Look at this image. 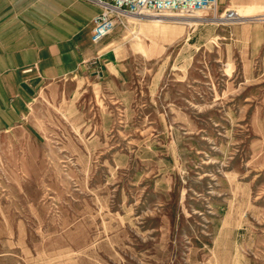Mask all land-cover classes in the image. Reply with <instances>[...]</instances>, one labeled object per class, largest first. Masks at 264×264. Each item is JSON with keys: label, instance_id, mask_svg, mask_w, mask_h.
Wrapping results in <instances>:
<instances>
[{"label": "rangeland", "instance_id": "374dc122", "mask_svg": "<svg viewBox=\"0 0 264 264\" xmlns=\"http://www.w3.org/2000/svg\"><path fill=\"white\" fill-rule=\"evenodd\" d=\"M198 14L166 41L126 17L124 78L0 136V264H264V20Z\"/></svg>", "mask_w": 264, "mask_h": 264}, {"label": "crops", "instance_id": "0c3cea01", "mask_svg": "<svg viewBox=\"0 0 264 264\" xmlns=\"http://www.w3.org/2000/svg\"><path fill=\"white\" fill-rule=\"evenodd\" d=\"M249 6L264 9V0H219ZM99 12L86 0H0V136L29 129L39 95L55 83L124 78L128 57L116 29L92 42Z\"/></svg>", "mask_w": 264, "mask_h": 264}, {"label": "built area", "instance_id": "2783aa9c", "mask_svg": "<svg viewBox=\"0 0 264 264\" xmlns=\"http://www.w3.org/2000/svg\"><path fill=\"white\" fill-rule=\"evenodd\" d=\"M97 4L100 12L95 17V24L91 39L93 43H100L111 35L118 25L126 27V17H153L160 21L169 18L191 16L202 10L214 11L217 19H224L227 23L241 21L264 20V15L253 18H243L236 9L227 8L219 14V0H86Z\"/></svg>", "mask_w": 264, "mask_h": 264}, {"label": "bare ground", "instance_id": "6f19581e", "mask_svg": "<svg viewBox=\"0 0 264 264\" xmlns=\"http://www.w3.org/2000/svg\"><path fill=\"white\" fill-rule=\"evenodd\" d=\"M253 12H254L253 9H247V10L240 9L238 11V13L242 17H247V16H250V15H253ZM198 15L199 14L197 12V13L191 15V16H182V17L178 18L180 20L179 21L176 20V22L177 23L187 24V25H192L193 22H192V20L190 18L194 17V16H198ZM147 19H148L149 23H153V25L149 24V26L148 27L146 26V28L150 32H152L154 36L161 37L164 41H166L170 37H172L171 36V32L173 31L174 28H172L170 25L167 24V22H166L167 20L160 21V19L153 18V17H148ZM136 38H138V40L135 42V47L137 49L145 51V44H144L143 40L138 35H136Z\"/></svg>", "mask_w": 264, "mask_h": 264}]
</instances>
